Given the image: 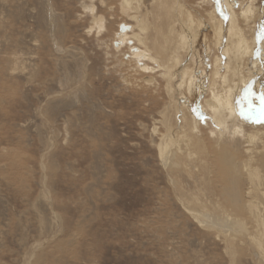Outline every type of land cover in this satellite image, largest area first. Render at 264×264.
Returning <instances> with one entry per match:
<instances>
[{"label": "rangeland", "instance_id": "374dc122", "mask_svg": "<svg viewBox=\"0 0 264 264\" xmlns=\"http://www.w3.org/2000/svg\"><path fill=\"white\" fill-rule=\"evenodd\" d=\"M134 1L0 0V264H264V0Z\"/></svg>", "mask_w": 264, "mask_h": 264}, {"label": "bare ground", "instance_id": "6f19581e", "mask_svg": "<svg viewBox=\"0 0 264 264\" xmlns=\"http://www.w3.org/2000/svg\"><path fill=\"white\" fill-rule=\"evenodd\" d=\"M132 1H134V0H132ZM134 2H136L137 3V5H139V2L138 1H134ZM133 2V3H134ZM229 2H231V4H234V2L232 1V0H229ZM129 4H130V2H129ZM127 5V4H126ZM228 7V6H227ZM136 8H137V6H136ZM181 8V7H180ZM223 8V7H222ZM126 10V9H125ZM131 14V13H130ZM145 14H146V12H145ZM212 14V15H211ZM129 15V14H128ZM148 15V14H147ZM209 15V21L208 22H210L211 23V25L212 26H215V28L216 27H218L217 26V24H218V22H219V18H218V16H217V14L215 13V10L212 12L211 11V13H209L208 14ZM230 15V14H229ZM232 15V14H231ZM181 15H180V13L178 14V17H179V22H181L182 21V19H181V17H180ZM233 16V15H232ZM147 17V16H146ZM218 18V19H217ZM141 20V19H140ZM178 20V19H177ZM185 20V19H184ZM142 22V21H141ZM186 23H189L187 26L190 28V27H192V24L190 23V22H188L187 20H186V22H183V24L185 25V27H186ZM209 23V24H210ZM137 25H138V23H137ZM136 25V26H137ZM124 28H123V31H119L120 33H123V32H125V31H131V26H129V25H122ZM140 26V25H139ZM135 27V26H134ZM153 27V26H152ZM152 27H150V25H149V28H152ZM231 29H232V27H231ZM136 30V29H135ZM141 30H142V28H141ZM148 30H146V32H147ZM173 31V30H172ZM217 31V30H216ZM233 31V30H232ZM234 31H235V29H234ZM233 31V32H234ZM135 32V31H134ZM142 34H144L145 32H141ZM217 33L218 32H215V36H217ZM126 34H128V33H126ZM145 35H146V33H145ZM221 35V34H220ZM136 35H133V37H135ZM187 36V35H186ZM238 36V35H237ZM137 37V36H136ZM220 37V36H219ZM231 37V36H230ZM229 37V38H230ZM236 37V36H235ZM124 38H126V36H124ZM215 38V37H214ZM222 38V37H221ZM141 39H143V38H141ZM233 39V38H232ZM231 39V40H232ZM137 40L139 41V39H138V37H137ZM235 40V39H234ZM232 42V41H231ZM215 43L217 44V38H216V41H215ZM229 44V47H231L230 46V42L228 43ZM234 45L237 47H235L237 50H238V48H239V50H242V53L244 52V51H248V49H249V47H250V42H248V41H246V39H244V37H240L239 39H238V41L237 42H235L234 41ZM232 47H233V45H232ZM262 47H264L263 45H262ZM146 49V48H145ZM233 51L235 50L234 48L232 49ZM238 50V52H241V51H239ZM230 51V50H229ZM233 51H231V52H233ZM133 52L135 53V55L137 56V57H139V58H141V59H143L144 57H147L148 59H152L151 58V56L149 55V54H145L143 51H141V50H138V49H136V48H133ZM230 52V53H231ZM250 52V51H249ZM235 53V52H234ZM234 53H232V54H234ZM242 53H241V57H242ZM236 54V53H235ZM231 55V54H230ZM239 55V54H238ZM237 55V56H238ZM243 55L244 56H246V53L244 52L243 53ZM233 56V55H232ZM240 56V55H239ZM237 58V57H236ZM261 61H262V59H261ZM214 63H215V66L213 67L214 68V71L217 73V71H216V67H217V63L215 62V61H213ZM142 63V62H141ZM263 63V62H262ZM261 63V64H262ZM138 64V63H137ZM141 66V65H140ZM262 66V65H261ZM259 70V69H258ZM213 71V72H214ZM232 71V70H231ZM200 72V71H199ZM216 73H214V77H212V80H213V82H216V79H218V78H216L215 77V74ZM203 74V73H202ZM252 74V73H251ZM213 75V74H212ZM219 77V76H218ZM187 78V77H186ZM193 80V79H192ZM189 82V81H188ZM192 82V81H191ZM191 82H189V83H191ZM192 85V84H191ZM190 84H189V86H191ZM204 90L202 89V87L201 86H199V90H198V92L199 93H202ZM264 96V95H263ZM239 109V108H238Z\"/></svg>", "mask_w": 264, "mask_h": 264}, {"label": "water", "instance_id": "95a60500", "mask_svg": "<svg viewBox=\"0 0 264 264\" xmlns=\"http://www.w3.org/2000/svg\"><path fill=\"white\" fill-rule=\"evenodd\" d=\"M123 28H124V27H123L122 25H120V26H119V31H120V32L123 31Z\"/></svg>", "mask_w": 264, "mask_h": 264}]
</instances>
